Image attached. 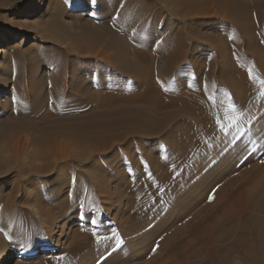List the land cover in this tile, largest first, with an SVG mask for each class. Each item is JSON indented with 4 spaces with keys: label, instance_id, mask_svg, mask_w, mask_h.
Returning <instances> with one entry per match:
<instances>
[{
    "label": "bare ground",
    "instance_id": "obj_1",
    "mask_svg": "<svg viewBox=\"0 0 264 264\" xmlns=\"http://www.w3.org/2000/svg\"><path fill=\"white\" fill-rule=\"evenodd\" d=\"M117 1L120 5L124 2L121 6L123 12L134 13L136 15L134 18H140L138 22L143 24L147 33L135 34L133 29H130L135 36L134 40L131 35H128L133 45H120L113 33L114 28L107 25L105 17H100L98 22L104 25L100 34L104 37L95 36L98 38H95V41L110 52L103 55L98 50L100 48L96 49L91 42L85 41L82 42L83 46L77 62L63 58L58 61L55 58L45 60L44 64L50 66L53 64L58 68V75L48 77V83L44 84L45 90L41 87L43 84L39 82L30 91L27 89L26 92L18 91V99L26 100L28 103L24 113L35 119L34 121L17 122L27 129L36 127L37 135L35 136L37 138L34 141L43 148L45 157L53 158V163L66 161L70 156L76 164L78 168L72 169L75 178L70 179V176L68 184L65 183L68 186V193H71L65 202L70 207L75 204L82 205L83 213H81L86 219L91 218L88 214L91 210L103 213V209L104 212L109 213L110 206L113 204L112 200L105 199L106 195L102 185L107 181L112 183L113 179H118L117 183H114L116 191L120 192L121 198H125L127 205L132 206L129 210L130 215L121 217V220H116L117 222L113 221L122 230L116 234L111 233L108 236L99 237H93L87 233L86 237L92 236L91 244L100 243L102 247L105 246H103L105 242L110 246L119 242L126 245L124 247L126 250L132 236L140 234L142 228L156 221L157 211H160L163 202L167 199L174 201L180 191L189 189L191 183L189 180L193 175L189 171V164L191 168L195 165L198 167L204 164L209 165V158L205 160L204 157L203 159L200 157L206 144L213 141L217 144L221 141L228 142L234 138V133H237L241 127L239 123L243 121V117L232 114V112H238L234 109L241 110L248 106L264 108V26H262L264 15L260 11L261 9L264 11V0L255 6L253 15L256 25L252 29L258 35L256 50L250 43L242 45L238 35L241 32L240 27L236 25L238 33L236 30L228 32L233 41L234 51L227 55L223 65L225 72L217 80L215 78L216 67L211 64L209 74L202 80V85H195L191 79L177 76L182 71H187L186 68L178 67L183 61L195 60L193 57L195 47L187 43L182 24L175 27L164 26V33H158L156 30L160 27L158 12L143 9L131 0ZM149 5L151 6L147 8L155 6L151 3ZM116 17H122V14L119 12ZM117 19L120 21L119 18ZM111 21L114 23L113 19ZM207 25L210 26V23ZM127 29L128 23L125 25V33ZM165 32L168 33L165 34ZM142 44L144 46H141ZM140 46L151 52L146 62L140 56ZM235 59L239 61L237 67L227 64L229 61L230 64L234 63ZM196 62L193 63L192 71L199 73L201 66L195 64ZM157 63H160L159 66ZM190 75L192 74L188 73L186 76ZM19 81H15L16 86L20 85ZM188 81L193 83V89L180 93L179 91L185 89ZM209 89H213L212 91L217 94L211 95L206 101L205 93ZM183 93L187 100L181 95ZM180 99H184V102H180ZM16 104L13 105V116L19 115L20 112L21 103ZM218 105L224 108L225 117L220 118L217 123L213 121V116L220 113L221 107L219 108ZM2 107L0 104V109ZM33 122H37L42 127L35 126ZM217 125L224 126L222 131H217ZM119 126L123 128L113 132L108 130L109 127ZM163 130H166V136L161 139L159 136ZM129 138L159 139L152 144V150L143 143L138 144L137 149L140 150V155H138L127 146L131 144L128 142ZM27 140L28 138L23 134L16 137L12 145L15 155L27 150ZM121 144L125 145L127 155L117 159V163L121 164L120 170L109 172L103 169L102 164H109L111 160L105 162V158L93 159L97 155L108 154ZM74 145H77V148ZM160 145H163L166 150L162 152ZM71 148L75 149L71 151L75 153L73 155L68 153ZM170 152L174 159L176 158L175 160L169 159ZM88 161H92L93 165L99 164L101 167L87 168L84 165L79 167ZM53 163L46 164L43 170L53 169ZM144 164L152 167L156 178L145 181L144 172L141 170L142 178L138 182L136 180L137 184L134 182L136 185L132 187L129 179L125 180V178L127 175L132 177L129 171L136 175L139 169L135 166L143 169ZM123 165L127 171H124ZM182 167L185 168L183 172L180 171ZM230 185L232 183L226 185L227 188H230ZM263 185L264 183H261L249 191H236L228 199L227 188L217 187L221 191L218 195L216 193L213 202L206 200L207 203L202 208L194 213L192 211L193 214L186 218L185 223L178 226L179 228L171 229L160 241L152 237L156 234L153 233L154 227L148 231L149 235L145 236L146 233L145 235L142 233V238L139 239L142 240V244L148 242V236H150V242L151 237L154 238L153 253L144 262L148 261L147 264H264ZM143 187L146 188L139 193L131 192L134 188L142 189ZM123 192L127 193L124 197ZM149 198L154 201L151 204L148 202L150 205H148V210L150 214L153 210L156 212L153 211L155 214L150 218L142 219L141 214L144 210L147 211L145 202ZM12 199V194H0V219L5 221L4 228L10 232H12V225L9 222L12 221L10 219L15 213V208L11 204ZM93 202L95 205H91ZM192 202L182 205L181 210L177 209V217L185 218L189 209L194 207L195 202ZM102 204L106 205L102 206ZM127 205L125 203V206ZM148 212H146L147 216ZM82 214L79 217H82ZM136 216L141 220H136L134 218ZM133 219L135 222L130 224L134 221ZM158 219L160 221L161 218ZM51 231L54 232L47 226L46 232L51 233ZM78 245L81 246V244ZM124 249L116 250V253L108 257L106 262L108 264H130L128 253ZM97 252L94 255L97 256L99 254ZM14 258V252L11 251L1 264H13ZM95 259L99 258L95 257Z\"/></svg>",
    "mask_w": 264,
    "mask_h": 264
},
{
    "label": "rangeland",
    "instance_id": "obj_2",
    "mask_svg": "<svg viewBox=\"0 0 264 264\" xmlns=\"http://www.w3.org/2000/svg\"><path fill=\"white\" fill-rule=\"evenodd\" d=\"M131 1L143 9L158 12L160 17V27L156 29L158 33H164V26L170 25L175 27L183 25V30L186 34L185 38L188 40L187 43L195 47L193 54L195 60H185L182 63L180 61L181 64L178 67L186 68L187 71H182L177 76L191 79L195 85L203 84L202 80L209 74L211 64H214L213 67H216L215 78L219 80L222 77L225 72L223 65L225 64L227 55L234 51L232 47L233 41L228 32L236 30L238 33L237 26L240 27L239 30L241 32L238 35L242 45L250 43L252 48L256 50L258 35L252 29L256 25L253 21V15L255 6L261 0ZM123 3L120 5L117 0H0V104L3 106L0 109V194H12L13 199L11 200V204L15 208V215H12V219H10L12 221L9 222L12 225V232L4 228L5 221L0 219V264L11 251L15 255L13 264H108L106 262L108 257L116 253V250L126 247L125 244L123 245L119 242L113 243L112 246L107 245V242H105L103 243L104 247L100 243L97 245L91 244L93 237L108 236L111 233L116 234L120 232L122 229L116 226L113 221L117 222L121 220V217H125L127 214L130 215L129 210L132 206L127 205L126 200L124 201L125 198H121L119 196L120 192L116 191V184L114 183H117L118 179L115 178V180H112V183L107 181L105 182L106 184L102 185L104 194L106 195L105 199L112 200L111 203L113 205L110 206L109 213L104 212L103 209V213L91 210L88 212L91 220L86 219L82 214V205L75 204L70 207L65 202L66 198L71 194L67 191V184L71 178H75L72 169H75L76 164L71 160L70 156H68L66 161L57 164L56 162L53 163V158L45 157L43 148L34 141L37 138L35 136L37 135L36 127L35 129L33 127L27 129L17 122H24L25 120L34 121L35 119L24 113L28 103H26V100L20 101L18 99V91H25L26 89L30 91L39 82L41 85L43 84L41 87L45 90L44 84L48 83V77L58 75V68L53 64L52 66L44 64L45 60L55 58L58 61L63 58L77 62L79 60V52H81L85 41L91 42L96 49L100 48L98 50L103 55L110 52L101 46L99 42L95 41V38L98 39L97 37H104L100 34L104 26L98 22L100 17H105L104 20L107 25L114 28L112 29L113 33H115L114 35H116L115 37L119 40L117 42L120 45H133L131 43L132 39L135 40V36H133L130 29H133L135 34L147 33V29H144L143 24L138 22L140 18H134L136 16L134 13L126 14L123 12L121 8ZM149 3L155 6L147 8V6H151ZM260 11L264 15V11L262 9ZM119 12L123 18L116 17ZM111 18L114 23H112ZM127 23L128 29L125 33L124 29ZM208 23H210V26L207 25ZM167 33L165 32V34ZM128 35H131L133 38L131 39ZM10 39L12 41L8 42ZM141 46H144V44ZM141 46L139 53L142 60L146 62L151 52ZM84 54L86 55V53ZM194 62L201 66L199 73L192 71ZM159 64L157 63V66ZM227 64L237 67L239 61L235 59L234 63L230 64L229 61ZM188 73L192 75L187 77ZM16 80H20L19 86L15 85ZM192 89L193 83L189 82L185 89L179 92L181 93L185 90L191 91ZM212 90L209 89L205 93L206 101L210 99L211 95L217 94ZM184 93L181 95L185 98ZM185 100L187 99L185 98ZM179 101L183 103L184 99H180ZM16 103L18 105L21 103L19 105L20 112L19 115L13 116V107ZM218 106L219 108L221 107L220 113L213 116V121L217 123L220 118L225 117L223 113L224 108L222 105ZM243 108L245 109H234L238 112H232V114L243 117V121L239 123L241 127L237 133H234V138L228 142H218V144L214 141L208 142L200 157L202 159L204 157L205 160L209 158V165L204 164L199 167L195 165L192 166V169L189 164V171L193 174L189 180L191 181L189 189H186L187 191H180L177 199H174V201L167 199V201L163 202L160 211H157V222L154 221V223H150L147 226L143 225L145 227L141 229V235L132 236L133 238L127 245L128 248L124 249L128 253L130 264H147L148 261L144 262V260H148L149 256L153 253L152 243H154V238L156 237L155 239L160 241L167 232L171 231V229L179 228L186 222V218L202 208L207 203L206 200L213 202L216 193L218 195L221 191L219 188H227L232 183L231 187L227 188L228 199L236 191H249L252 187L264 183V108H256L254 106ZM230 119L232 120V118ZM32 124L42 127L37 122H33ZM223 127L217 125V131H222ZM121 128L123 127H109L108 130L109 132H113L121 130ZM19 134H23L28 138V148L26 151H21L20 154L15 155L12 145ZM165 136L166 130H163L159 137L164 139ZM157 139L138 140V138H129L128 142L131 144L127 146L131 147L134 153L140 155V150L137 149L138 144L143 143L146 147L151 148ZM74 147L77 148V145H74ZM124 147L125 145L123 144L118 145L116 149L110 151L108 154L97 155L93 159L99 158L98 160H100L101 158H105V162H110L109 160H111L109 164H102L103 169L109 172L120 170L121 164L117 163V159L127 155ZM160 147L162 152L166 150L163 145H160ZM72 150L75 149H69L68 153H72ZM73 154L75 153L73 152ZM217 154L218 156H216ZM171 156L169 157V159L171 158L170 160L176 159ZM48 163H53V165L51 164L53 169L43 170L44 166ZM83 165L87 168L101 167L99 164L93 165L92 161L84 162L79 167L81 168ZM135 167L139 169L137 170V174L134 175L133 172L129 171L132 177L130 178L127 175L128 178H125V180L129 179L132 187L137 184L136 180L138 182L142 178L141 170L144 172L143 177L145 181L148 182L156 178L151 166L144 164L143 169ZM184 170L185 168L183 167L182 170L180 169L181 172ZM124 171H127V169ZM97 176L100 178L99 174ZM235 176L238 177L233 179ZM144 188L146 187L142 189L134 188V191L131 192L139 193ZM263 188L264 185L262 186ZM213 191L215 192L213 193ZM123 193L124 197L127 193ZM200 193L201 195L199 196ZM146 201V212H148L149 204L154 200L149 198ZM192 201L195 204L193 205L194 207L189 209L188 215L185 218L177 217V209H183L184 204L191 203ZM125 203L127 206H125ZM93 204L94 202L91 203V205ZM103 205L105 206L106 204ZM153 211L156 212L155 210ZM153 211L151 214L149 211L147 216L144 210V214H141V217L143 216L142 219L150 218L151 215L155 214ZM80 213L82 217H79ZM139 217L136 216L134 218L141 220V217ZM158 218H161L160 221ZM135 219L130 224H133ZM47 226L54 232H46ZM117 227L120 229H117ZM153 227L155 229L153 233H156V236L152 235L154 238L151 237L153 241L151 240L150 242V236H148V242L142 244V240L139 239L145 233V236L149 235L147 233ZM87 233L93 237H86ZM157 236L159 237L157 238ZM102 238L106 239V237ZM78 244H81V246ZM143 247H145L144 250ZM96 252L99 253V256L94 255ZM93 256L99 259H95Z\"/></svg>",
    "mask_w": 264,
    "mask_h": 264
}]
</instances>
